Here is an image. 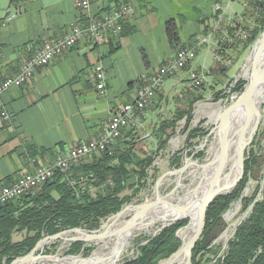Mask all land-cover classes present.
I'll list each match as a JSON object with an SVG mask.
<instances>
[{"label": "crops", "instance_id": "1", "mask_svg": "<svg viewBox=\"0 0 264 264\" xmlns=\"http://www.w3.org/2000/svg\"><path fill=\"white\" fill-rule=\"evenodd\" d=\"M230 1V12L223 17L220 30L227 23L240 26L247 22L244 8L250 3L247 5L245 0H129L136 13L124 24L128 25L127 30H134L132 34L112 37L108 44L98 47L81 41L40 70L30 83L5 92L0 99V110H6L12 120L7 122L0 114V190L31 170L33 160L46 163L59 154L67 155L77 142L96 139L110 115L133 102L145 80L175 56L166 35V22L175 17L183 19L180 23L183 43L197 47L193 68L205 71L215 68L220 75L218 80L222 81L221 77L229 71L215 59L212 44H203L202 40L206 37V27L211 32L217 26L219 13L214 11L215 4L220 2L225 6ZM112 6L109 0H95L91 11L98 14ZM85 20L78 0H19L13 4L8 0L0 9L1 77L14 76L22 61L33 56L44 40L62 37L73 25H86ZM217 33L212 43L218 41ZM117 43L119 47L112 52L111 44ZM234 51L240 49L228 50L225 54L232 55ZM143 53L148 57L149 66L144 63ZM208 58L213 60V66H209ZM100 64L107 79L106 97L99 95L95 80V69ZM189 71L177 77L176 89L190 90ZM163 92L164 87L141 126L154 117L156 108L162 104L159 95Z\"/></svg>", "mask_w": 264, "mask_h": 264}, {"label": "trees", "instance_id": "2", "mask_svg": "<svg viewBox=\"0 0 264 264\" xmlns=\"http://www.w3.org/2000/svg\"><path fill=\"white\" fill-rule=\"evenodd\" d=\"M18 1L11 0V3ZM109 1L117 7L122 4L130 5L129 0ZM250 6L253 10L252 16L253 14L257 16L255 25L252 24L251 30L250 25L242 24V28L250 37L237 38L233 43L222 41L218 50L222 57L226 56L228 50L240 49V52H246L255 45L262 34L264 0H250ZM182 22L183 19L179 17L166 22L167 39L175 52L187 47L181 39ZM126 27L128 25L124 24L121 37L134 32L133 29L127 30ZM228 30L234 35V28L228 26ZM209 32L210 29L206 27L205 35ZM111 45L112 52L119 47L118 43L115 46ZM143 60L149 66L148 57L144 53ZM237 87L242 89L243 84ZM197 100V98L191 100L185 107L186 111H177L172 118L165 119L155 129L154 137L159 144L158 152L166 147L175 133L178 122L187 119V124L190 123L193 106ZM197 131H190L188 147H192L190 142L197 135ZM139 140L138 129L125 132L123 138L115 145L95 156L92 163L74 166L67 174L57 172L55 177L37 192L0 204V264H11L15 259L28 255L39 241L47 236L77 228L87 231L98 230L105 220L138 198L146 186L148 170L156 159L155 153L137 148ZM198 156L203 157L204 153H198ZM246 157L244 178L241 183L232 194L217 197L208 208L206 228L194 248L192 264H264V184L258 188L260 189L258 198L242 197L257 163V157L252 149ZM173 165L179 168L180 159L173 161ZM70 180L75 181V184ZM241 199L243 212L251 206L252 209L238 226L225 254L215 261L221 246H212V242L206 246V240L216 238L226 229L223 216L233 203ZM188 223L189 220H183L164 228L157 236L139 246L134 259L125 260L121 264H159L173 256L181 246L178 233ZM187 229L180 232L182 239H187ZM84 246L83 242L72 243L69 246V255H80ZM84 252L88 256L91 250L86 248Z\"/></svg>", "mask_w": 264, "mask_h": 264}, {"label": "built area", "instance_id": "3", "mask_svg": "<svg viewBox=\"0 0 264 264\" xmlns=\"http://www.w3.org/2000/svg\"><path fill=\"white\" fill-rule=\"evenodd\" d=\"M94 1L95 0H78L79 7L85 13L87 20L86 25H73L64 36L56 39L44 40L42 46L33 56L22 61L14 76L3 78L0 74V99L2 95L10 89L20 88L30 83L40 70L49 66L56 57L75 48L81 41L86 40L92 46L98 47L108 44L112 37H120L124 30L126 19L134 16L136 13L135 7L133 5L122 4L119 7H109L102 13L93 14L91 9ZM230 3L231 1L225 6L220 2L215 4L214 11L219 13L216 21L217 26L202 40L203 44H212V52L215 59L224 67L228 66V62H226V58L222 57L218 52L220 43L222 41L233 43L237 38L248 39L250 37V34L242 28V25L239 26L234 22L227 23L228 25L220 30L223 17L227 13V10L230 9ZM228 26L235 29L234 35L230 34ZM250 27L252 30L253 25L250 24ZM2 30L3 23L0 21V45L2 41ZM215 33L219 34V38L218 41L212 43ZM196 52V46L184 47L176 51L175 56L169 63L159 67L145 80L138 89L136 98L133 102L124 104L115 113L110 115L106 125L96 139L77 142L72 146L67 155L59 154L53 160L46 163L33 160L31 162V170L23 173L11 185L1 188L0 204L15 201L22 196L37 192L50 182L57 172L67 174L74 166L92 163L95 156H98L112 145H115L123 138L125 132L139 129L142 125V119L146 116L148 109L151 107L154 99L161 92L168 79L178 77L183 72L190 70V90L196 91L201 89L204 85L206 76L205 70L193 68L197 59ZM95 73L99 95L101 97H106L107 79L101 64L96 67ZM178 94L181 99L184 98L182 93L179 92ZM0 114L5 121L10 122L12 120L10 114L6 110L1 109ZM70 182H72V180H70ZM72 184H75V181H73ZM251 209L252 206L248 209L245 218L238 226L246 219ZM229 212L225 213L223 218H228ZM237 228L238 227H236L232 234L226 235V237L224 234L221 236V238L225 237L226 242L223 247H221L220 253L215 261L225 254L229 242L235 236ZM214 245L215 244L212 242V246Z\"/></svg>", "mask_w": 264, "mask_h": 264}, {"label": "rangeland", "instance_id": "4", "mask_svg": "<svg viewBox=\"0 0 264 264\" xmlns=\"http://www.w3.org/2000/svg\"><path fill=\"white\" fill-rule=\"evenodd\" d=\"M245 1H247V3H245L249 5L250 0ZM6 2H8V0H0V9L4 7ZM247 7L248 8H244L247 10V22L242 23L243 25L246 23V25H252L254 24L257 16L255 14L252 16L253 10L251 6ZM237 9L242 11L241 7H238ZM227 12H230V9H228ZM242 15L245 17V12L242 13ZM253 53L254 46L244 53L240 51H234L232 55L224 56V58H226V62H228L226 70H228L229 73L222 76V81H220L218 80V76L220 75L216 72L215 68H211L210 71H205L206 77L204 85L201 89L196 91L189 90L188 88L176 89L174 85L179 83V79L177 77L167 80L164 85V92L162 95H159L162 97V104L160 105V102L158 103L160 107L156 108L157 111L153 115L154 117L148 120L146 124H143V126H141L138 131L140 140L138 142L137 148L139 150H148L149 153H155L156 159L153 166L148 170L146 186L142 189L141 193L138 195V198L133 201L134 204H141L146 200H153L155 198L154 186L156 181L165 173L174 169H178L173 165V161L176 159H180L181 166H183L186 159L190 158L192 155H194L192 161L197 160L200 164H204L210 157V150L217 142V139L214 137L216 135L215 132L218 123V117L220 116V113L223 111V109L229 105V103L234 102L239 98L248 85L252 59L254 55ZM201 61L203 63L204 59H201ZM208 61L209 66L214 65V62L211 58H208ZM205 62H207V60ZM239 84H243L242 89L241 87H237ZM178 91L184 95V98L181 99L178 96ZM194 98H197L198 100L193 106V111L191 113L192 119L190 123L187 124V119L178 122L172 138L169 140L166 147L162 151L158 152L157 150L159 144L154 137L155 129L165 119L172 118L177 111H186L185 107H187V104ZM261 110L262 119L259 130L255 136L253 144L249 148V151L251 149L254 151V155L257 157V163L254 165L252 177L250 178L247 188L243 193L242 197L245 199L255 196L258 198L260 194V189L258 188L264 184V102L262 104ZM192 130L198 131L197 135L190 142L192 147H188V136ZM201 152L204 153L203 157L198 156V153ZM246 154H248V152ZM187 173L183 175L181 180L182 185L177 188L176 192H181L184 187L188 188L191 186V180L186 178ZM175 180H177V177L169 178V182L164 184L161 189L162 196L166 197L173 189H175V185L172 184ZM239 202L233 203L231 208V210L235 209L239 205L237 212L234 215L235 218L233 217L232 220V217L231 219L224 217L226 229L216 238H212L211 242H213V244L216 246L220 245L223 247L224 243L226 242V235L232 234L236 227H238V224L245 218L246 212L248 210L243 212L242 199ZM132 215V213H127L123 220H128ZM107 223L108 220H105L102 226ZM170 223L171 221L158 222L154 224L148 232H144L133 237L130 241L128 253L125 254L124 259L118 264L123 263L125 260L134 259L138 254L139 246L145 244L148 239L157 236L161 232L162 228ZM223 234L225 237L221 238ZM69 246L70 243L67 241H56L47 245L43 251V255L46 256V258H44L40 263L53 264V259L58 256H61V258H67L71 256L69 255ZM84 248L91 250V253L88 256L86 252L82 253L84 258H88L98 250L99 245L96 242H93L87 244V246L85 245Z\"/></svg>", "mask_w": 264, "mask_h": 264}, {"label": "water", "instance_id": "5", "mask_svg": "<svg viewBox=\"0 0 264 264\" xmlns=\"http://www.w3.org/2000/svg\"><path fill=\"white\" fill-rule=\"evenodd\" d=\"M255 45H258V51L252 61L248 85L244 89L243 93L239 96V98L236 101L229 103V105H227L223 109V111L220 113V116L218 117L216 131L218 135L219 154L217 159L212 160L210 163L200 164L197 160L192 161L194 157V155H192L190 158L186 159L183 166H181L178 169H174L172 171L165 173L156 181L154 186L155 198L153 200H146L141 204H134L132 202L129 205L125 206L119 213L107 219L108 222L111 219H115L117 221L123 218L128 211L135 210L133 215L127 221H125L126 222L125 225L117 229L115 233L121 234L126 230L134 229L136 226H138L139 224H141L146 220V217L149 214V212H151L153 209L157 208L158 206L167 203L163 199L164 196H162L161 193V187L167 179L172 177H177L179 179H182L183 175H185L190 170L191 167H201L203 170H205L209 165H212L216 161L218 163V167L210 183V188L206 193V195L201 200L198 199L199 215H198V223L195 232L192 234V236L188 237L187 239H182L180 237L179 235L180 232L189 228L191 224V221L189 220L188 225L184 229L180 230L178 233V238L181 240L180 248L173 256L169 257L168 259L162 260L159 264H192L194 248L198 243V241L201 239L202 234L206 228L208 208L211 206V204L215 201L217 197L222 195L232 194L244 178L245 161L247 160L246 153L249 152V148L254 142L255 136L259 130V126L261 123L259 111L256 108V100L259 89L264 84V69L259 66V59L262 53L264 52V29L259 39L256 41ZM239 108H244L247 114V121L240 135L239 149L237 155L239 175L236 181L232 185L228 187H221L223 175L225 173L229 161V145L231 140L232 118L234 112ZM254 116H256L255 123L249 135L247 136L251 124V120L253 119ZM178 187H180V185L175 187V189H173L171 193H175ZM200 188H201V182L195 188V194L198 193ZM195 203L198 202L195 201ZM193 204L182 208H179L177 205L172 204L171 207L177 209L178 211L185 212L190 208H192ZM230 209L231 207L227 212H229ZM186 219L187 218L173 220L171 221L170 224L164 226L162 230L168 226H171L174 223ZM105 226L106 224L102 226L100 229L95 231H87L81 228H77L69 231H64L53 236H47L41 241H39V243L28 255L15 259L11 264H28L43 260L44 258H46V256L43 255V251L47 246V244L49 245L56 241H67L70 243V245L76 242H83L87 246V244L105 240L111 236V234L109 233L108 229ZM212 238L213 237L206 240L205 243L206 246L211 243ZM84 251L85 248L82 249V253ZM82 253L77 256L71 255L67 258L81 257ZM91 257L92 256H89L86 259H90Z\"/></svg>", "mask_w": 264, "mask_h": 264}, {"label": "bare ground", "instance_id": "6", "mask_svg": "<svg viewBox=\"0 0 264 264\" xmlns=\"http://www.w3.org/2000/svg\"><path fill=\"white\" fill-rule=\"evenodd\" d=\"M257 51H258V45H255L253 58L255 57ZM259 66L264 69V52L262 53L259 59ZM257 95L258 96L256 100V108L259 111L260 118L262 119L261 107L264 102V84L259 89ZM255 120H256V116H254L253 119L251 120V124L247 136L249 135L255 123ZM246 121H247V114L244 108H239L234 112L232 118L231 140L229 145V161L225 173L223 175L221 187H228L232 185L236 181L239 175L237 155H238L241 131ZM215 133L216 135L214 138L217 139V142L211 148L210 157L206 160L205 163H210L212 160H216L218 157L219 144H218L217 131ZM217 167H218V163L216 161L212 165H209L205 170H203L201 167H191L186 175V178L190 179L192 182L191 186L188 188L184 187L181 192L169 193L166 197L163 198L167 203L160 205L157 208L153 209L151 212H149V214L146 217V220L141 224H139L138 226H136L134 229L126 230L121 234L115 233L117 229L125 225L126 222L123 220L125 215L127 213L133 214L135 210L128 211L123 218L117 221L115 219H111L105 226L108 229L111 236L105 240L96 242L99 245V248L96 252H94V254L90 259H86L82 256L75 258H61V256H58L53 259V264H118L124 259L125 254L128 253L131 239L136 235L142 234L144 232H148L149 229L158 222L173 221L176 219L187 218L191 221V224L187 229V238L192 236V234L195 232L198 223V215H199L198 199L201 200L208 192L210 188V183L214 177ZM181 180L182 179L177 178V180H175L172 184H174L175 187L179 185L181 186L182 185ZM167 182H169V179H167L163 183L162 187ZM200 182H201V188L199 189L198 193L195 194V188L198 186ZM195 201L198 203H195ZM172 204L177 205L179 208L187 207L188 205L191 204H193V206L189 210L185 212H181L171 207ZM238 207L239 205L235 209H232L229 212V215L227 216L228 219L232 217L233 220V217L236 214ZM40 262H42V260L28 264H37Z\"/></svg>", "mask_w": 264, "mask_h": 264}]
</instances>
